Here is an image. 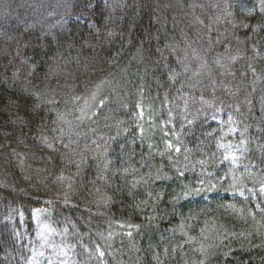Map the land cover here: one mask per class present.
<instances>
[{
    "label": "trees",
    "instance_id": "1",
    "mask_svg": "<svg viewBox=\"0 0 264 264\" xmlns=\"http://www.w3.org/2000/svg\"><path fill=\"white\" fill-rule=\"evenodd\" d=\"M172 1L74 0L73 9L87 12L91 23L71 20L56 34L0 20V93L29 96L39 83L32 65L48 60L52 49L70 87L86 94L102 80L104 105L88 120L96 121L92 135L100 147L86 153L83 166V179L96 183H86L81 199L60 202L33 190L37 181L47 183L37 171L46 150L33 137L40 118L13 124L0 106V264H27L38 239V207L64 230L75 264H264V27L239 23L258 0H176L178 9ZM223 7L234 27L219 18ZM210 46L223 80L207 79ZM62 120L53 125L57 134ZM230 126L240 165L222 159ZM69 136L59 143L64 151ZM76 168L71 163L57 183L71 184ZM231 179L247 198L220 196L233 191ZM185 186L203 190L169 203ZM73 203L80 208L69 209ZM128 224L140 227L121 228ZM109 231L115 235L105 242L100 234ZM96 245L104 252L99 260L89 255Z\"/></svg>",
    "mask_w": 264,
    "mask_h": 264
},
{
    "label": "clouds",
    "instance_id": "2",
    "mask_svg": "<svg viewBox=\"0 0 264 264\" xmlns=\"http://www.w3.org/2000/svg\"><path fill=\"white\" fill-rule=\"evenodd\" d=\"M220 11L222 12V16L219 18L228 19L229 23L234 27L237 21L231 19L232 13L228 11L227 7H223ZM252 17H256L254 22ZM239 23L254 24L255 29L264 27V0H258V4L252 10L251 15L246 20H240ZM45 55H47L48 60L41 59L32 65L31 71L39 78V83L34 86L31 94L22 98L20 95L13 97L11 94L0 93V106L8 113L13 124H23L27 127L29 123H33L34 120L40 118L39 122L33 125L35 128L33 137L39 142L38 147H40V150H46L44 156L38 157L43 166L38 168L37 171L45 174L47 183L41 186L40 181H37L33 190L41 195L50 196L54 200H57V202L66 199L69 195L75 199H81L79 193L85 188L86 183H91L92 185L96 183V178H91L90 181L83 179V166L87 164L86 153L95 154L96 150L100 147L92 135L95 131L93 125L96 121L92 120L89 122L83 114L77 112V106L80 103L87 102L85 92L70 87L68 82L62 78L60 66L56 61L52 49ZM204 55L207 57V79L213 77L218 80L225 79L226 74L216 59L218 55L217 49L210 46L204 51ZM48 61H52V63L49 64ZM205 91H207V88H205ZM217 92L223 98L222 91L217 89ZM66 96L68 97L67 99ZM73 100H75V103L72 102ZM22 106L24 107V111H17ZM99 107L103 108L104 105L99 104ZM61 109L67 111L73 119L68 121V132L61 131L57 134V128L53 127V125L58 126V119L64 118ZM41 112L43 113L42 118ZM50 115L53 117L51 121L48 119ZM99 115L100 113L97 112V118ZM29 117L32 119H29ZM49 128H51L53 135H48ZM74 129L79 130L75 131L74 136H69L68 142L64 145L68 151H64L59 147V143L63 136H68ZM23 142V139H21V143ZM73 144L77 145L76 149L70 147ZM57 155L59 156V160H57ZM70 157L74 159H70ZM71 163L77 164L75 173H71L73 175V182L67 186L59 185L57 183L58 177L69 172ZM100 179H104V177L101 175ZM146 185L147 181H145L142 187ZM121 190L116 191V196H119ZM145 191H147V187H145ZM180 194L181 192L173 194L169 199V203L173 206L178 203L179 199H176V197ZM68 206L72 210L80 208L78 203L69 204ZM154 207L155 205H153V209ZM85 210L91 211V209ZM172 210L179 214L178 209H175V207ZM72 214H75V212L73 211ZM162 215L166 214L162 213ZM261 247H264V243L261 244Z\"/></svg>",
    "mask_w": 264,
    "mask_h": 264
},
{
    "label": "rangeland",
    "instance_id": "3",
    "mask_svg": "<svg viewBox=\"0 0 264 264\" xmlns=\"http://www.w3.org/2000/svg\"><path fill=\"white\" fill-rule=\"evenodd\" d=\"M74 0H0V20L2 24L10 22H20L24 26L36 30L38 32H52L54 34L66 26L71 20L80 19L91 23V18L87 12L75 11L73 9ZM217 1V0H213ZM179 8L176 0L172 1V6ZM102 80H97L96 84L87 91L85 95L86 103H80L77 107V112L83 114L87 120L95 112L97 105L102 98L100 93V85ZM119 108L121 102L116 103ZM73 118L68 113L62 120L64 132H68V121ZM117 126V125H115ZM74 129L72 135L74 136ZM235 131L232 132V126L226 130L224 140L222 142L223 161H236V165H240L242 151L240 145L234 140ZM70 135V133H69ZM121 137H124V130H122ZM232 180V179H231ZM231 186L233 191L228 195L221 193V197L229 198H247L248 193L242 189L243 184L237 179L232 180ZM43 209V208H35ZM34 209V210H35ZM33 210V220L37 228L38 239L35 245L31 248L27 259V264H75L73 254L68 253L65 257L54 252V248L59 246L63 248L64 230L57 228L48 218L46 211L35 212ZM47 226V227H45ZM54 230V231H51ZM67 251L66 248H63Z\"/></svg>",
    "mask_w": 264,
    "mask_h": 264
},
{
    "label": "snow or ice",
    "instance_id": "4",
    "mask_svg": "<svg viewBox=\"0 0 264 264\" xmlns=\"http://www.w3.org/2000/svg\"><path fill=\"white\" fill-rule=\"evenodd\" d=\"M171 141H169V145H171ZM203 163V162H201ZM180 175H183V173H180ZM159 178V176L157 177ZM214 186V185H213ZM133 187H135V184L133 185ZM203 188H188V186H185V189L181 192V194L176 197V199H181V198H184V197H187V196H190L192 195L193 193H197V192H200L202 191ZM235 190V189H234ZM149 196H153V193L149 192L148 193ZM161 194L160 193H156L155 196H154V199L158 200L160 198ZM148 201L147 200H144V201H141L140 203L141 204H146ZM229 207H234L233 205H229ZM35 212H41V211H46V209H35L34 210ZM47 227V226H45ZM139 225H131V224H128V225H122L121 228L122 229H139ZM51 231H54V230H51ZM126 236H128L130 239L132 237V232L131 231H125L124 233ZM101 235V238L105 240V242H110L113 235H115L114 232L112 231H109L108 232V235L107 236H104L103 234H100ZM83 247H87V246H84L82 245ZM135 245H133L134 247ZM63 248H66L67 251H64ZM63 248L57 246L54 248V252H58L59 255L65 257L68 253H72L73 252V246L71 244H63ZM90 256H95L97 257V259L99 260L101 257H103L104 255V252L101 250V247L100 245H96L91 253L89 254ZM225 255H227V253H225Z\"/></svg>",
    "mask_w": 264,
    "mask_h": 264
}]
</instances>
